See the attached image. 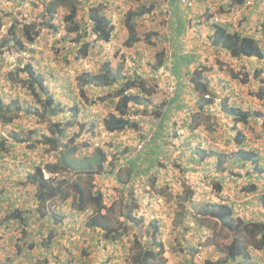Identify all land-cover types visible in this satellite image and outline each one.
Wrapping results in <instances>:
<instances>
[{"label": "rangeland", "instance_id": "rangeland-1", "mask_svg": "<svg viewBox=\"0 0 264 264\" xmlns=\"http://www.w3.org/2000/svg\"><path fill=\"white\" fill-rule=\"evenodd\" d=\"M150 1L83 0L78 3L75 22L81 24L84 20V25L91 22L87 14L89 5L95 3L99 9L101 4L103 11L112 16L117 29L104 47L95 42L88 56L77 59V54H66L68 61L64 63V52H58L55 45L58 43L60 49H66L63 44L67 47L66 44H71L70 39L75 37L76 32H70L68 23L64 22L70 10L68 5L51 21L58 25V30L55 31L53 25L48 28L43 25L37 29V45L31 46L22 35L21 24L16 22L27 23V17L48 20L49 13L45 12L47 0H0V16L4 19L0 29V90L4 100L10 103L18 100L29 106L33 96L22 81L26 73L19 71L18 62L22 64L42 58L49 63L51 74L58 73L57 77H48V82L50 87L58 90L55 95L65 106L62 120H74V126L68 127V132L78 131L81 122L87 123L86 128L91 118L102 128L93 138L97 140L93 147H84V151L75 156L80 159L91 155L99 143L97 145L105 150L108 161L100 174L90 176V183L81 177V184L93 192L98 190L102 193L114 227H123L127 209L145 220L144 225L137 229L129 226L122 237L115 239L111 235L106 237L103 228L94 230L87 226L91 209L80 214L58 206L47 207L60 215L66 212L62 225L55 224L48 215H41L37 211V203L29 199L35 187L27 185L25 173L34 170L36 164L56 161L57 151H46L43 147L31 149L27 144L33 143L32 140L16 143L10 132L14 131L25 139H34L31 131L37 126L41 132L52 135L53 132L49 131L52 119L40 124L32 115L21 112L11 125L2 126L0 120V264H134L131 259L140 249L135 235L142 236L143 241L149 240L150 234L154 233V225L159 226L157 239L163 242L167 264H206L207 260H220L223 264H264V248L251 246L247 248L249 257L239 255L236 260L228 259L226 247L232 240L231 232L203 215L214 203L232 204L235 216L245 219L261 212L259 196L264 172L253 169L256 165L251 163L246 168L239 166L241 161L237 158L239 147L235 138L237 128L242 129L245 134L243 148L259 149L260 156L264 157V118L257 117L258 111L251 108L264 110V95L259 96L264 83L254 77L259 69L261 77H264V59L234 58L226 49L214 45L208 36L214 34L213 24L219 19L230 24L232 30L255 36L264 48V0H245L230 10L225 0H168L172 3L168 12H151L137 20L136 30L142 40L128 47L125 44L129 34L125 16L129 10L147 6ZM157 1H161L158 6L166 3L165 0ZM204 19L203 23H197ZM13 23H16V36L24 42L23 51H17L15 44L8 49L3 43L4 39L12 37L9 28ZM153 31L157 34L148 42L146 39ZM85 39L92 40L94 36L90 34ZM2 49L5 53L1 54ZM102 52H106L108 57L102 56ZM109 58L122 69L121 83L128 77H136L147 82V89L152 92L146 95L149 102L132 106L139 111L131 116L139 122L138 129L113 133L106 130L103 120L113 111V106L100 102L98 95L109 93V97L114 96L116 85L109 87L110 90L108 87L99 89L96 86V89L81 85V73L101 71ZM176 62V66L180 62V77L178 72L172 71ZM202 63L210 67L204 71L211 77L214 93V102L210 105L204 101L202 105L197 104L201 94L193 90L191 74H187V71L195 73ZM240 70L239 79H234L233 73ZM249 71L250 76L244 78ZM63 74L65 79L62 82L58 76ZM242 77L247 81L240 80ZM82 87L85 96L80 93ZM227 96L236 105L255 111L248 123L237 125L231 116L222 112L219 102ZM86 98L92 100V104ZM118 98L115 95V99ZM75 99L82 108L76 116L68 109ZM156 109L164 110V114L156 115ZM207 121L213 123V130L206 128ZM147 131L153 134L152 140L139 150L137 145ZM203 147L221 152L224 161L219 163L216 153L202 160ZM258 162L264 168V158ZM113 164L115 170L106 168H112ZM119 167L120 171H117ZM92 169H98L96 163ZM246 169H250L252 174L244 177ZM74 178L77 180L78 176ZM254 181L260 185V191L253 194L241 191L243 183ZM25 200L28 201L24 203ZM71 206L69 201L66 207L69 209ZM17 208L22 216L8 219L11 211ZM52 228L56 232L49 235Z\"/></svg>", "mask_w": 264, "mask_h": 264}, {"label": "trees", "instance_id": "trees-1", "mask_svg": "<svg viewBox=\"0 0 264 264\" xmlns=\"http://www.w3.org/2000/svg\"><path fill=\"white\" fill-rule=\"evenodd\" d=\"M230 10L234 6H238L243 4L245 0H225ZM83 0H47V6L45 7V12L49 15L48 20L40 21L39 19H33V17H27V23L24 22H16L21 24L22 26V35L25 40L32 45L36 44V35L38 34V30L43 25L52 26L54 30H58V25L52 24V20L55 15H57L63 7L66 5L69 6V13L67 12L64 17V22L68 23L70 27V32H76L75 37L70 39L71 44H63L66 49H60L59 44L56 43L55 47H57L58 52H64V63H67L66 54H74L76 58L79 59L81 56L85 57L91 53L93 43L100 44L99 46L104 47L105 44H108L116 31V24L113 20L112 16L108 15L106 11H103L102 5L99 6L101 9L95 6V3L89 5V14L88 17L91 22H88L84 25V20L81 24H78L76 21V15L79 8L78 3H82ZM161 2V1H160ZM157 0H151L147 6H140L141 8L129 10L125 16V23L129 30V34L125 44L130 47L134 43L139 42L142 38L138 35V30H136L137 20L141 17H144L151 12L158 11L160 14L168 12V8H170V4L168 0L162 3V6H158L160 3ZM20 4V3H19ZM107 6L108 3H105ZM64 12V10H62ZM33 21V22H29ZM62 21V22H63ZM216 24H213L214 34L210 35L212 43L214 45H219L221 48L226 49L228 53H231V56L236 58L243 57H251L257 56L260 59H264V48L252 35L242 34L239 31H235L230 29V24H225L224 21H219ZM4 19L0 16V29L3 26ZM75 22V24H74ZM16 23H13L9 28V33L11 34V38L4 39L3 43L7 45L8 49L14 47L11 44L16 45L17 51H23L25 46L24 42L21 38L17 37L15 34V26ZM198 23V22H197ZM48 28V27H47ZM91 28V30L89 29ZM264 32V26H263ZM82 34V35H81ZM94 36L92 40H86L85 36L89 35ZM157 32L153 31L151 36L147 38L148 42L151 41V38L155 36ZM8 43V44H7ZM5 46V45H4ZM2 45V47H4ZM69 47V48H68ZM33 51V49H31ZM37 51V50H36ZM2 53H5L4 49H2ZM102 56L108 57L107 53L102 52ZM107 60L103 64V69L98 71L97 73L93 72H83L80 76L81 85H90L97 89V87H111L116 85V91L114 92V96L109 97V93L106 96L98 95V99L100 102H108L113 106V111L106 115L104 118L105 128L108 132H121L127 129L139 128V122L133 118L132 115L137 112V109L134 110L133 105L141 106L146 102H149V98L146 95H151V90L147 89V82H144L141 79H137L136 77L131 78L128 77L124 82H120L123 76L121 75V67L115 66L112 63V59ZM188 65L189 63L186 60H183ZM20 67L19 71L26 73V77L23 82L27 85L28 89L33 96V99L29 106H26V103H20L18 100H14L8 102L3 98V94L0 90V120L2 122V126L11 125L13 121L18 117L21 112L25 114H30L32 117L40 124L50 122L49 131L53 132L52 135H47L44 132H41L40 129L36 126L32 130L31 139H25L19 136L18 133L12 131L10 132V136L14 139L16 143L28 142V140H32L33 143L27 144V146L31 149L36 147H43L46 151H57L58 158L56 161L45 162L44 164H36L34 170L28 171L25 173V182L29 185H33L34 192L30 194L29 199L34 200L37 203V211L41 213V215H48L54 221L55 224L58 223L62 225L64 222L63 218L67 215L66 212H62V215L52 212L47 208L52 206L69 211L73 210L80 214H83L87 209L92 210V214L88 217L87 226L91 229H97L98 227L103 228L104 232L107 236L112 238H120L122 237L125 230L128 229L129 226H134L137 229L138 226L144 225L145 220L143 217L136 216L131 210L127 209L125 219L126 222L123 224V227H114L111 223V214L107 209V204L103 202V195L100 191L96 190L92 191L91 188L81 184V177L87 179L90 183V176L95 174H100L101 170L105 168V164L108 161V156L105 150L99 146L93 148V152L91 155H84L82 158L77 159L76 154H80V152L84 151V147H92L95 141L94 137L100 133L99 123L95 121V119L91 118V123L89 126L85 128L87 123L81 122L79 126V130L73 133L68 132L67 128L74 126V120H68L65 118L62 120L61 114L65 111L64 104L61 100H58L56 97V92L58 90L50 87L48 82V77L56 76L58 73H52L50 68V64L44 62L43 59L34 61L28 60L23 62L22 64L18 62ZM162 65V64H161ZM159 65V67L161 66ZM174 64V68L172 71L180 72V62ZM158 67V66H157ZM154 67V68H157ZM177 67V68H176ZM188 67V66H187ZM210 69L208 64H200V68H197L196 72L187 71V74H191L190 82L193 83V90L199 91L201 94V98H199L197 104L202 105V101L205 104L210 105L214 102V93L211 90V77L208 74H204V71ZM259 69V68H257ZM247 78L250 76L251 72H247ZM260 69L255 71L254 77L262 79L264 83V77L262 78L260 75ZM182 73H179L178 77L181 76ZM240 74H242V70L240 72L233 73L234 79H239ZM16 76L15 74H12ZM59 80L63 82L65 79V74L58 76ZM243 77L240 80L244 82L247 79ZM97 86V87H96ZM111 88H109L110 90ZM80 93L82 96H85V90L82 87L80 89ZM115 95L118 98L115 99ZM208 95V97H206ZM264 95V88L261 89L260 97ZM89 104H92V100H88ZM40 103L39 105L36 103ZM220 107L224 114L227 116H231L234 121L238 124L248 123L250 117L254 115L253 112L249 110H245L242 106L236 105L235 103L230 101V98L227 96L224 100L220 101ZM32 104L34 108H32ZM33 109V110H32ZM73 112V115H77L82 111L79 103L76 99L73 101L71 107L68 108ZM156 115H163L164 110L156 109ZM257 117H262L263 114L260 112H256ZM264 118V117H263ZM208 124L206 128L213 130V123L211 121H207ZM236 125V124H235ZM40 132H39V131ZM37 136V137H35ZM6 139L2 140L5 141ZM236 143L238 144L239 151L236 152L238 155V160L241 161L239 165L242 168H246L249 163L255 164L256 167L253 169H257L260 172H264V168L262 164L259 165V159H263L264 157L260 156L259 149H246L243 148L245 146V134L242 129L237 128V136L235 138ZM1 142V141H0ZM2 147V146H1ZM3 149V148H2ZM205 149V150H203ZM201 149L203 151L202 160L206 157H210L212 155L218 156L217 161L222 163L223 155L221 152H215L214 150H209L207 147H203ZM207 149V150H206ZM6 151V149H3ZM216 153V154H215ZM75 156V157H73ZM226 156V155H225ZM261 157V158H260ZM97 164L98 169L93 170L92 166ZM111 163V162H110ZM108 169L115 170L114 164L112 168L106 167ZM119 167L117 171H120ZM48 173V175H45ZM252 171L250 169H246L245 176H250ZM77 180H74L77 177ZM254 177V174L252 175ZM258 178V175L256 176ZM264 179V178H263ZM93 186V185H91ZM220 184H218V189H220ZM262 193L259 196L261 202V212L259 214H251V217L245 219L243 217L235 216V210L232 204L230 203H214L210 204L208 210H206L203 215L214 219L217 223H219L222 227L227 228L232 235V240L228 243L226 247L227 258L231 261L236 260L239 255H244L249 257V249L248 247H253L255 249L264 248V183L261 186ZM260 185L255 181L251 183H243L241 186V191L245 194H253L261 190ZM135 194L134 192L131 193ZM46 206V203H49ZM28 200L23 201L26 203ZM71 201V207L69 209L66 207V204ZM103 209H106V212H102ZM35 211V208L33 209ZM54 211V210H53ZM12 214L9 215L10 218H18V216H22V213L19 215V208L17 210L11 211ZM154 233L150 234L151 238L149 240H142V236L135 235L136 243L139 245L140 249L138 253L134 254L131 262L134 264H167V258H164V246L163 242L157 239V234L159 232V226L154 225L153 229ZM56 229L52 228L50 230L49 235L55 234ZM47 237V236H46ZM50 241V239H47ZM146 244V245H143ZM33 244H31L32 246ZM142 246L144 247L141 250ZM158 249V250H156ZM86 254H88L86 252ZM163 255V256H162ZM206 264H223L220 260H207Z\"/></svg>", "mask_w": 264, "mask_h": 264}, {"label": "clouds", "instance_id": "clouds-1", "mask_svg": "<svg viewBox=\"0 0 264 264\" xmlns=\"http://www.w3.org/2000/svg\"><path fill=\"white\" fill-rule=\"evenodd\" d=\"M205 21V19L204 20H198L197 22L198 23H203ZM255 37V36H254ZM256 38V37H255ZM257 39V38H256ZM259 41V40H258ZM251 57H257V56H251ZM234 58H236V57H234ZM170 86H173L171 83L169 84V88H170ZM206 97H208V95L206 96ZM251 108L252 109H255L256 111H258V112H260V113H262L263 114V116L262 117H264V110H262L261 108H258V107H253V106H251ZM246 110V109H245ZM250 111V110H249ZM251 112H255V111H251ZM136 114V113H135ZM139 114H137V116H138ZM133 116V115H132ZM72 120V119H71ZM100 128H101V126H100ZM102 129V128H101ZM100 130V129H99ZM150 134H152L150 131H147L146 133H145V135H144V137H143V139L139 142V144L137 145L138 146V149L139 148H141V147H143L145 144H147V143H149L151 140H152V137H153V134H152V137L151 138H149V139H147V137H148V135H150ZM142 142H144V144H143V146H141L140 147V144L142 143ZM97 144H99V143H97ZM96 144V147L97 146H99V145H97ZM93 147V146H92ZM140 150V149H139Z\"/></svg>", "mask_w": 264, "mask_h": 264}, {"label": "built area", "instance_id": "built-area-1", "mask_svg": "<svg viewBox=\"0 0 264 264\" xmlns=\"http://www.w3.org/2000/svg\"><path fill=\"white\" fill-rule=\"evenodd\" d=\"M170 89L172 90L173 89V86H170ZM152 137V134L148 135L147 139L151 138ZM144 142H142L140 144V147L143 146Z\"/></svg>", "mask_w": 264, "mask_h": 264}, {"label": "crops", "instance_id": "crops-1", "mask_svg": "<svg viewBox=\"0 0 264 264\" xmlns=\"http://www.w3.org/2000/svg\"><path fill=\"white\" fill-rule=\"evenodd\" d=\"M217 113H215V115H216Z\"/></svg>", "mask_w": 264, "mask_h": 264}]
</instances>
